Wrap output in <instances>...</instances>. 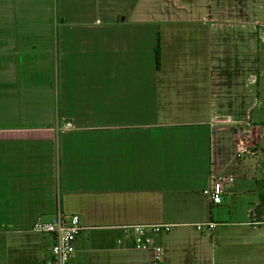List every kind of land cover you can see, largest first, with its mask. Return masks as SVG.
Masks as SVG:
<instances>
[{
	"label": "crops",
	"instance_id": "0c3cea01",
	"mask_svg": "<svg viewBox=\"0 0 264 264\" xmlns=\"http://www.w3.org/2000/svg\"><path fill=\"white\" fill-rule=\"evenodd\" d=\"M263 35L211 0H0V264H47L34 222L73 214L116 243L171 225L153 236L164 264H264L263 174L238 175L264 161V130L243 121L262 106ZM243 143L259 152L238 159ZM115 250L112 264H154L130 240Z\"/></svg>",
	"mask_w": 264,
	"mask_h": 264
},
{
	"label": "built area",
	"instance_id": "2783aa9c",
	"mask_svg": "<svg viewBox=\"0 0 264 264\" xmlns=\"http://www.w3.org/2000/svg\"><path fill=\"white\" fill-rule=\"evenodd\" d=\"M264 141V136H263ZM256 143L242 144L238 148L236 157L238 159L245 156L256 155L258 150ZM234 181L233 175H222L213 179L211 185L204 192L209 196L211 202L215 205L222 202L223 196L226 193L227 186ZM217 223L214 221L197 223L195 227L198 230H214ZM172 226L169 224H141L124 227V237L118 239L119 244H125V240H130L132 246L137 250H153L154 264H164L165 251L163 246L154 244L153 236L171 231ZM32 230L37 233L51 235L54 239L51 256L47 264H94L83 263L73 260L76 252V242L83 227L80 222V217L73 215H59L54 219H45L38 217L32 226Z\"/></svg>",
	"mask_w": 264,
	"mask_h": 264
},
{
	"label": "rangeland",
	"instance_id": "374dc122",
	"mask_svg": "<svg viewBox=\"0 0 264 264\" xmlns=\"http://www.w3.org/2000/svg\"><path fill=\"white\" fill-rule=\"evenodd\" d=\"M211 15L214 18L246 17L249 28H253L259 24L264 34V0H211ZM259 59V70L262 71L264 70V40L262 50L259 53ZM252 89H254L257 94L259 93L258 97L262 106L257 108L255 104L251 103L249 106L252 111L251 118L249 120L245 118L243 121L256 123L264 130V74L260 77L259 86H253ZM256 158L252 156L251 158L242 160L244 166L241 170H238V175L240 177H244V175H247L246 177L262 175L263 170L261 168L263 167L261 162H259V165H261L260 169L256 167V162L258 164L259 159ZM244 168L247 169V171H244ZM248 199L250 201H256L257 197L249 193ZM241 200L242 202L244 201L243 198ZM242 206L243 204L241 207ZM242 216L243 214L241 213V217ZM255 217L261 219L258 215H255ZM80 236V238H78L79 240L77 239V245L81 248L82 252L78 254L74 261L94 264H112V260L117 252L115 249L120 246L118 241L116 243L113 238L100 230H83Z\"/></svg>",
	"mask_w": 264,
	"mask_h": 264
},
{
	"label": "trees",
	"instance_id": "16d2710c",
	"mask_svg": "<svg viewBox=\"0 0 264 264\" xmlns=\"http://www.w3.org/2000/svg\"><path fill=\"white\" fill-rule=\"evenodd\" d=\"M156 54H157V62L159 63L160 61V49H159V45L156 49ZM262 170H263V175L262 177L259 179L258 182V192H259V201L260 204L257 206L256 210H255V215H258L259 217H261V219L264 221V162L262 164ZM253 216V215H252ZM255 219H258L256 217H254Z\"/></svg>",
	"mask_w": 264,
	"mask_h": 264
}]
</instances>
